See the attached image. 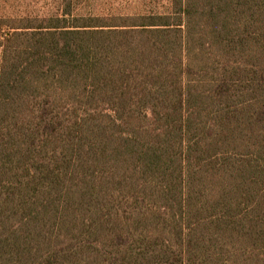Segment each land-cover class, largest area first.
<instances>
[{
    "label": "trees",
    "instance_id": "trees-1",
    "mask_svg": "<svg viewBox=\"0 0 264 264\" xmlns=\"http://www.w3.org/2000/svg\"><path fill=\"white\" fill-rule=\"evenodd\" d=\"M141 10L0 45V264H264V0Z\"/></svg>",
    "mask_w": 264,
    "mask_h": 264
},
{
    "label": "rangeland",
    "instance_id": "rangeland-1",
    "mask_svg": "<svg viewBox=\"0 0 264 264\" xmlns=\"http://www.w3.org/2000/svg\"><path fill=\"white\" fill-rule=\"evenodd\" d=\"M165 3L166 0H0V45L11 47L22 43L24 47L28 43L30 36L25 40L9 35L14 33L13 26L16 25L26 26L29 23L36 26L42 19L58 15L68 19H83L133 14L148 7L160 8ZM1 55L2 48L0 72ZM9 56L14 55L10 53Z\"/></svg>",
    "mask_w": 264,
    "mask_h": 264
}]
</instances>
